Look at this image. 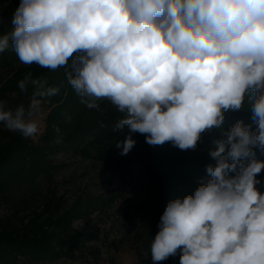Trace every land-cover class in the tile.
<instances>
[{
    "label": "clouds",
    "instance_id": "obj_1",
    "mask_svg": "<svg viewBox=\"0 0 264 264\" xmlns=\"http://www.w3.org/2000/svg\"><path fill=\"white\" fill-rule=\"evenodd\" d=\"M11 24L0 53L11 47L26 66L64 67L82 104L100 110L107 100L123 114L113 127L129 133L115 142L121 155L133 133L194 150L226 112L250 103L255 130L237 121L213 141L210 179L167 204L150 254L151 264L178 252L180 264H264V161L253 151H264V0H20ZM29 86L27 109L0 104V122L25 138L60 92L31 72L18 82Z\"/></svg>",
    "mask_w": 264,
    "mask_h": 264
},
{
    "label": "trees",
    "instance_id": "obj_2",
    "mask_svg": "<svg viewBox=\"0 0 264 264\" xmlns=\"http://www.w3.org/2000/svg\"><path fill=\"white\" fill-rule=\"evenodd\" d=\"M19 4L20 0L0 1V19L4 21L0 24V35L11 32V19ZM67 70L26 66L11 47L0 53V104L5 110H14L21 104L27 109L32 88L29 86L27 92H22L18 82L29 72L33 78L46 77L49 86L60 87L59 94L46 98L33 116L45 117L37 139L25 138L0 122V206L6 208L0 214V264L75 261L94 240L76 223L90 219L102 203L92 196L69 203L60 195L55 185L60 166L55 157L70 152L106 159L115 142L123 141L129 133L113 131L123 114L109 101H98L100 110L89 109L80 102L67 81ZM132 138L136 143L126 155H121L119 165L142 187L144 200L138 211L143 253L151 261L150 246L167 204L194 194L210 179L207 166L214 167L217 161H213L208 151L198 149V144L194 150L176 153L168 142L149 145L146 136L140 133H133ZM159 263L180 264V255Z\"/></svg>",
    "mask_w": 264,
    "mask_h": 264
},
{
    "label": "rangeland",
    "instance_id": "obj_3",
    "mask_svg": "<svg viewBox=\"0 0 264 264\" xmlns=\"http://www.w3.org/2000/svg\"><path fill=\"white\" fill-rule=\"evenodd\" d=\"M32 119L37 120L40 125V131L34 137L37 139L44 128L45 117L37 116ZM237 121H243L255 130L250 103L246 102L241 110L225 114L220 128L205 131L197 143L198 149L210 152L214 147L213 141L226 139L225 134ZM168 144L176 153L187 151L173 146L171 142ZM253 151L257 160L264 161V151L259 148H254ZM120 153L121 150L115 145L111 147L106 159L87 158L70 152L55 157L60 166L55 181L60 195H64L69 203L87 196L102 203L101 209L90 219L76 223L83 232L94 237L84 249L83 256L75 261H60L57 264H151L143 253L144 239L139 220L138 209L144 200L142 187L131 180L124 167L119 165ZM257 179L262 181L257 187L264 193V171L258 174ZM4 212L6 208L0 206V214ZM19 264L29 263L21 261Z\"/></svg>",
    "mask_w": 264,
    "mask_h": 264
}]
</instances>
